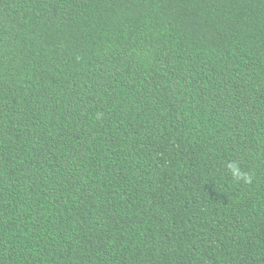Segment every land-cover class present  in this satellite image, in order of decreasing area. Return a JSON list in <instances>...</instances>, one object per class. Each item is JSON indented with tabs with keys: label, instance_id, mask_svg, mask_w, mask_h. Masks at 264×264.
I'll return each instance as SVG.
<instances>
[{
	"label": "trees",
	"instance_id": "1",
	"mask_svg": "<svg viewBox=\"0 0 264 264\" xmlns=\"http://www.w3.org/2000/svg\"><path fill=\"white\" fill-rule=\"evenodd\" d=\"M0 264H264V0H0Z\"/></svg>",
	"mask_w": 264,
	"mask_h": 264
},
{
	"label": "clouds",
	"instance_id": "2",
	"mask_svg": "<svg viewBox=\"0 0 264 264\" xmlns=\"http://www.w3.org/2000/svg\"><path fill=\"white\" fill-rule=\"evenodd\" d=\"M226 167L231 172V175L235 180H243L245 183H251V176L245 172H242L236 163H229L226 165Z\"/></svg>",
	"mask_w": 264,
	"mask_h": 264
}]
</instances>
